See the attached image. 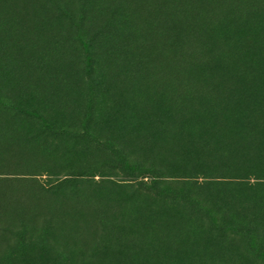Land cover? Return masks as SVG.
<instances>
[{
    "label": "rangeland",
    "instance_id": "rangeland-1",
    "mask_svg": "<svg viewBox=\"0 0 264 264\" xmlns=\"http://www.w3.org/2000/svg\"><path fill=\"white\" fill-rule=\"evenodd\" d=\"M228 1L189 15L211 57L233 44L214 71L139 47L91 83L77 43L0 69L24 103H0V213L27 227L0 264H264V14L243 12L264 0L206 24Z\"/></svg>",
    "mask_w": 264,
    "mask_h": 264
},
{
    "label": "trees",
    "instance_id": "trees-1",
    "mask_svg": "<svg viewBox=\"0 0 264 264\" xmlns=\"http://www.w3.org/2000/svg\"><path fill=\"white\" fill-rule=\"evenodd\" d=\"M87 2H90L91 11ZM198 2L199 0H0V69L12 66L17 70L28 60L40 62L51 55L58 44L77 43L91 83H95L101 74L108 71L107 64L101 63L104 56H111L120 50L121 60L135 59V52L139 47L148 52L159 50L164 57L166 70L180 71L185 64L191 63L214 71L223 56L235 55L233 44L222 36L214 56L211 57L207 52L203 31L188 37L193 31L189 15L196 12ZM70 3L73 8L80 6L79 10L68 11ZM244 6V13L264 14V6L256 2L246 1ZM240 7L242 6L238 0H229L225 9L219 11L216 5V9H212L202 19L206 20V24H222L227 19L229 14L225 15L228 12H236ZM175 45L180 46L181 50L174 56ZM225 65L231 70L228 62ZM182 93L184 98L191 99L187 91ZM182 93L177 95L178 98ZM201 98H197L199 104L210 97L203 95ZM0 103L11 109L24 106L21 99L3 93L1 85ZM75 129L72 131L76 132ZM37 192L43 194L48 189L39 187ZM1 215L0 213V233L18 237L19 240L26 235L25 224L14 225ZM108 219L107 216L103 217L104 222Z\"/></svg>",
    "mask_w": 264,
    "mask_h": 264
}]
</instances>
